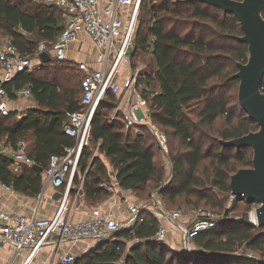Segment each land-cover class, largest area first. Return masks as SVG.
Returning <instances> with one entry per match:
<instances>
[{"label": "trees", "instance_id": "1", "mask_svg": "<svg viewBox=\"0 0 264 264\" xmlns=\"http://www.w3.org/2000/svg\"><path fill=\"white\" fill-rule=\"evenodd\" d=\"M147 5L149 23L141 16ZM62 30L57 7L34 0H0V39L9 38L22 54L33 53L41 41H54ZM242 35L233 14L197 0H143L134 56L140 50L152 57L153 70L143 73L140 82L148 86L143 95L152 121L168 137L171 180L165 182L164 159L148 129L142 127L143 133L135 135L126 129L120 113L109 118L107 112L115 110L117 97L108 93L94 115L90 144L83 149L70 195L82 181V192L94 204L109 197L101 184L110 182L112 175L101 157L92 156L94 144L113 167L120 187L139 199L150 200L158 191L171 209L183 207H171L181 202L186 207H197L194 203L222 207L221 194L231 193V176L252 166L253 152L225 147L221 141L259 129L238 101L237 63H245L249 56L248 46L239 41ZM42 66L50 71L45 76L33 75L35 70L23 72L4 84L10 97L14 89L30 87L37 107L25 111L21 119L15 113L7 117L0 114V139L15 145L32 135L29 155L44 171L51 155H62L74 145L63 125L67 112L81 107L71 87L77 76L69 73H79L78 69L68 61L52 60ZM152 84H157L159 91H153ZM221 119L224 127L217 130ZM171 137L179 140L177 147H171ZM10 165L11 160L0 154L2 182L28 195L41 192L43 173L33 167L13 175ZM242 202L251 209L252 202L233 198L234 209ZM142 218L130 230L116 233L72 264H264V224L255 227L247 214L200 233L193 241V254L172 251L154 240L156 218L144 212ZM125 238L138 241L127 248Z\"/></svg>", "mask_w": 264, "mask_h": 264}, {"label": "built area", "instance_id": "2", "mask_svg": "<svg viewBox=\"0 0 264 264\" xmlns=\"http://www.w3.org/2000/svg\"><path fill=\"white\" fill-rule=\"evenodd\" d=\"M37 2L60 10L63 30L54 41H41L35 51L29 55L22 54L9 38L0 39V114L2 116L11 115L12 98H33V91L27 86L14 89L13 97H10L4 84L12 82L20 73H32L37 65L46 64L41 59L43 54H48L55 61H66L68 51L75 45L84 48L91 46L96 54L93 64L77 62L75 66L83 74L80 82L81 108L67 112V120L63 125L64 133L74 140V145L66 148L62 155H51L47 168L43 171V190L50 184L62 188L61 204L56 214L51 218H40L36 215L26 216L16 211L8 212L0 209V245L12 251L10 264L13 260L19 259L26 250L30 252L21 264H32L43 245L53 238L57 239L56 248L68 241L74 245L105 241L116 233L130 230L141 222L145 210L154 216L158 223L154 240L167 244L171 233L177 232L183 249L191 250L194 239L200 233L215 228L221 222L223 215L203 207L183 206L171 209L162 201L158 191L144 206L130 204L128 207L130 217L126 221H118L114 213L99 214L85 221H72L66 217L70 190L79 160L83 149L90 144L94 115L108 93L117 97L115 112L122 115L126 129L137 135L143 133L142 127L147 128L154 137L164 161L171 164L168 157V137L152 121L150 106L143 95V91L148 90V86L145 82H140L142 75L140 69L131 70V54L140 24L143 0H38ZM123 66L127 69L126 73L122 70ZM20 117L16 115L17 119ZM4 154L11 160L10 168L15 175L24 167L33 168L37 165L35 159L29 155L28 142L25 139H20L15 145L8 144ZM101 187L109 193L105 201L119 208L115 197L124 189L120 187L116 176L111 182H103ZM4 188L8 191L13 190L8 184H4ZM81 189L82 181L77 190ZM42 191L38 194V199H41ZM101 205V202L98 203V206L102 207ZM75 259L76 256L73 254L64 255L60 258V264H72Z\"/></svg>", "mask_w": 264, "mask_h": 264}, {"label": "water", "instance_id": "3", "mask_svg": "<svg viewBox=\"0 0 264 264\" xmlns=\"http://www.w3.org/2000/svg\"><path fill=\"white\" fill-rule=\"evenodd\" d=\"M222 10L224 13L233 14L240 23L243 35L239 41L248 46V59L245 63H237L235 77L239 80L238 101L248 117L257 123L259 129L248 134L228 140L221 144L230 148H250L253 152L252 166L243 168L231 176L230 186L233 198L245 199L252 203H259L255 211L258 225L264 224V0H197ZM134 56V50L131 57ZM41 59L49 63L52 58L43 54ZM34 169L42 174L43 168L36 165ZM80 193L83 194L82 190ZM54 199L61 200L62 193L55 195ZM230 208L225 210L221 222L227 221ZM98 242L94 247L102 244ZM93 248V249H94ZM184 253L193 254L191 250Z\"/></svg>", "mask_w": 264, "mask_h": 264}, {"label": "crops", "instance_id": "4", "mask_svg": "<svg viewBox=\"0 0 264 264\" xmlns=\"http://www.w3.org/2000/svg\"><path fill=\"white\" fill-rule=\"evenodd\" d=\"M96 51L93 47H83L75 45L68 51V62H70L74 67L76 66L77 62H84V63H91L93 64L95 59ZM152 58V57H151ZM1 75V71H0ZM155 91H159V86L157 84ZM22 102L25 100L26 106H13V101ZM27 103L31 105H27ZM37 107V103L33 98L31 99H11L10 108L12 113L15 115H20L21 119L28 109ZM33 136L29 135L27 139L28 142V152L31 148L33 142ZM10 144L7 142L6 138L0 139V154L6 156L4 153L6 151L7 145ZM98 151V149H97ZM96 156V155H95ZM94 156V157H95ZM8 157V156H7ZM108 169H112L109 167ZM27 168V167H24ZM23 168V169H24ZM17 175H20L23 171ZM114 170V169H113ZM11 171V168H10ZM12 173V171H11ZM170 173H166L167 175ZM13 174V173H12ZM111 174V173H110ZM15 175V174H13ZM115 173L111 176V180L115 178ZM4 182L0 180V209L12 212L16 211L22 215L32 216L36 215L40 218H51L53 217L60 204L61 200L54 199L55 195L61 193L62 188L56 187L53 184L48 185L42 192L43 195L41 199H38V195H28L23 192L17 191L14 189L12 191H8L4 188ZM76 194L70 195L68 201V209L66 211V217L72 221H85L90 220L96 215L99 214H107V213H114L115 218L118 221H126L129 219L130 214L128 207L130 204H137L139 206H144V204L148 201L139 199L131 190H123L121 191L116 197V204L117 207H113L107 201H102V207L98 206V204H94L93 202L89 201L84 193H80V191L76 190ZM144 213H149L148 211H144ZM150 214V213H149ZM178 240H181L180 235L177 232H172L168 239L169 246L176 247L179 243ZM178 242V243H176ZM57 239L53 238L47 241L40 253L34 258L32 264H60V258L64 255L73 254L77 256L80 252L85 253L92 250L97 243H90V242H83L81 244L74 245L71 242H63L60 247L56 248ZM30 250H26L23 255L16 260H13L12 264H21V262L27 257ZM81 254V253H80ZM12 251L9 248H5L0 245V264H10L12 261Z\"/></svg>", "mask_w": 264, "mask_h": 264}, {"label": "rangeland", "instance_id": "5", "mask_svg": "<svg viewBox=\"0 0 264 264\" xmlns=\"http://www.w3.org/2000/svg\"><path fill=\"white\" fill-rule=\"evenodd\" d=\"M34 1H38V0H34ZM149 5H147V8H145L143 10V12H141L142 13L141 16H142L143 20L145 19L144 22H146V23L147 22L148 23L150 22ZM6 38L7 37H5L3 39H6ZM134 49H135V45L133 47V50ZM131 63H132L131 64V70L134 71L135 69H140L141 74H143V73H149L150 71L153 70V67H154L153 66V62H152V58H151V54L148 53V52L140 51V50L137 51L136 54H135V56H133L131 58ZM122 70H123L124 73L127 72V69H126L125 66L122 67ZM49 72H50L49 70H44V67L42 65H40V66L37 65L35 71L33 72V75H36V76H45ZM69 73H71L72 75H76L77 76L75 78L74 84H72L71 87H72V89H74L77 92L76 99H77V101L79 103V100H80L79 83H80V78H81V76H83V74L81 72L77 73L74 70H70ZM151 89L153 91H155L156 85L155 84H152ZM24 101L25 100H22V102H18L16 100V101H13L12 103H13V106H19V105H21V106H24L25 107L26 106V103ZM27 105H31V104L27 103ZM107 113H108V116H109L110 119H114L116 117V115H117V113L115 112V110H111V111H109ZM194 113L196 115L197 112H195V110H194L193 111V114ZM223 123H224V120L223 119L219 120L217 122L216 129L217 130L223 129V127H224L223 126ZM214 135H216L215 132H214ZM151 141L152 140H151V138L149 136L148 137V142L151 143ZM170 143H171L170 144L171 147H177L178 146V143H179V140L177 138L171 137L170 138ZM97 149H98L97 146H95L94 144H91L92 156H95V155L96 156H99V157H101L105 161V163H108L109 167L112 168L110 170L108 169L109 170V173H111V175H113V173H115V171L113 170V167L109 164V161L103 155H101L99 153V151H97ZM169 153H170V146L168 148V157L170 159ZM158 161H160V160H158ZM170 161H171V159H170ZM164 164H165L164 167H166L165 168L166 173H168L170 171V173L168 175L165 174L166 180L168 181L167 183H169V181L171 180V174H172V168L171 167H172V165L170 163L166 162V161H164ZM167 165L168 166L170 165L169 166L170 168H168ZM78 188H79V186H77V189ZM221 196H222V199L224 200V203L225 204H223V206L220 207V208H212L211 206L205 205L204 203H201V204L194 203V206L211 209V210H213L215 212H218V213H220L222 215H224L225 210L227 208H230V213L228 215L227 221H231V220H235V219L240 220V219H242L244 217L245 214H247V216H248L250 222L252 223V225H254L255 227H258V224H255V223H257L256 222V217H255V210L260 206L259 203H253L251 209L248 210L246 203H243L242 202L241 204H239V207L237 209H234L233 204H232L233 203V197H232L231 193L221 194ZM179 202H181V201H179ZM179 205L185 206V204L181 202L180 204L175 205V206H172L171 205V207L172 208H176ZM124 241L126 243L127 248H129L132 244H134L136 242V240H133L131 238H125ZM178 241H179V243L176 242V243H178L176 247L175 246L172 247V245L169 246L168 243L165 244V245L168 246L170 249H172V251H175V252H178V253H184V249H183V246H182V242H181V240H178ZM88 252H85V253L80 252L81 254L80 253L77 254L76 258H78L80 256H83V255H85Z\"/></svg>", "mask_w": 264, "mask_h": 264}]
</instances>
